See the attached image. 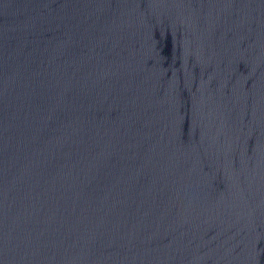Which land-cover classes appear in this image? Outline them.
<instances>
[{"label": "water", "instance_id": "1", "mask_svg": "<svg viewBox=\"0 0 264 264\" xmlns=\"http://www.w3.org/2000/svg\"><path fill=\"white\" fill-rule=\"evenodd\" d=\"M0 264H264V79L116 135L0 154Z\"/></svg>", "mask_w": 264, "mask_h": 264}]
</instances>
